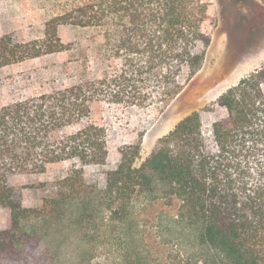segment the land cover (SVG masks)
<instances>
[{"label": "trees", "instance_id": "obj_1", "mask_svg": "<svg viewBox=\"0 0 264 264\" xmlns=\"http://www.w3.org/2000/svg\"><path fill=\"white\" fill-rule=\"evenodd\" d=\"M209 6L207 0H72L45 22L42 40L0 37V69L66 50L58 35L64 25L101 28L105 47L122 63L100 80L0 107V210L9 214L0 230V264L38 249L53 223L76 230L82 245L97 220L123 234L129 264H143L134 228L145 216L180 252L200 254V264H264V64L217 98L226 115L212 125L210 149L200 114L192 112L140 166L134 144L121 149L103 186L83 177V167L104 165L108 155L105 129L90 120L91 104L150 101L163 110L201 68L211 42L204 31ZM65 161L80 168L40 207H23L10 177L43 174Z\"/></svg>", "mask_w": 264, "mask_h": 264}, {"label": "rangeland", "instance_id": "obj_2", "mask_svg": "<svg viewBox=\"0 0 264 264\" xmlns=\"http://www.w3.org/2000/svg\"><path fill=\"white\" fill-rule=\"evenodd\" d=\"M71 1L0 0V37L8 36L14 43L42 40L45 22L63 13ZM207 1L209 20L204 31L211 42L201 68L163 110L150 101L141 106L108 101L91 104L90 120L105 129L108 155L104 165L83 167L88 184L103 186L105 174L117 166L120 151L126 146L140 145L134 161V166H140L155 150L158 140L192 112H199L205 146L211 148L212 125L226 115L216 103L217 98L264 64V0ZM58 35L67 45L66 50L0 69V107L91 83L121 67L120 60L105 47L101 28L64 25L58 28ZM78 168L77 163L60 162L49 165L43 174L11 176L9 184L23 207H40L43 198L52 195L58 183ZM140 220L134 229L144 248L143 264H200V254H184L172 246L150 216ZM8 224V211L0 210V230ZM110 226L97 220L89 229V241L81 245L76 230L53 223V234L47 242L6 264H129L123 254V234Z\"/></svg>", "mask_w": 264, "mask_h": 264}]
</instances>
